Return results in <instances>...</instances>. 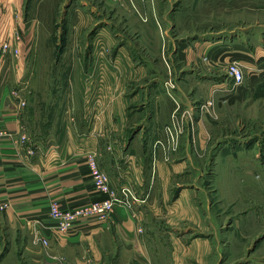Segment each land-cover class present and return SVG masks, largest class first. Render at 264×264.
Masks as SVG:
<instances>
[{
    "label": "crops",
    "instance_id": "obj_1",
    "mask_svg": "<svg viewBox=\"0 0 264 264\" xmlns=\"http://www.w3.org/2000/svg\"><path fill=\"white\" fill-rule=\"evenodd\" d=\"M78 2L79 8H74L80 25L81 18L91 17L95 26L103 22L100 13L107 6L108 11L116 8L125 15L128 34L111 32L105 22L95 36L104 32L106 41L119 52L109 60L108 82L109 97L121 100L122 106L113 102L98 120L88 118L84 107L82 118L75 97L84 98L83 94L68 93L73 105L66 111L69 119L61 130L51 114L44 124L34 115L28 117L7 87L0 86V264H215L225 259L227 255L208 232L207 214L199 206L201 187L185 182L199 162L198 147H207L209 136L190 105L205 97L219 102L214 92H225L230 79L211 73L224 54L228 56L232 49L249 69V62L257 63L260 58L258 47L254 45L251 51L240 32L237 47L230 46L228 37L208 40L202 46L191 38L170 44L171 37L158 25L157 0H97L100 8L89 6L86 0ZM77 29L80 34V26ZM173 71L175 103L165 86ZM175 118L182 132L172 147L165 127ZM91 158L111 176L120 198L124 197L122 187L130 190V205L116 204L106 217L80 218L69 231L60 233V220L50 213L53 203L66 209L109 197L94 188ZM218 158L217 169L209 173L221 194L219 201H245L247 191L241 197L236 182L245 184L240 172L250 176L251 165L260 156L241 154L242 168L233 170L228 166L221 170ZM224 159L230 162L232 156ZM238 225L248 228L254 224L245 218ZM241 239L240 243H250L260 237L244 233ZM254 249L245 247L239 262L262 264V258H248Z\"/></svg>",
    "mask_w": 264,
    "mask_h": 264
},
{
    "label": "rangeland",
    "instance_id": "obj_2",
    "mask_svg": "<svg viewBox=\"0 0 264 264\" xmlns=\"http://www.w3.org/2000/svg\"><path fill=\"white\" fill-rule=\"evenodd\" d=\"M86 1L89 6L100 8L97 0ZM67 3L68 0H0V49L4 45L8 47L0 56V86L7 87L9 94L14 89L20 90L26 99L21 107H25L28 117L34 115L37 121L44 124L51 114L58 128L61 124V130L69 119L66 111L73 105L68 93L78 97V94H83L84 98L74 96L77 113L79 116L82 114V118L84 107L88 118L98 120L100 113L113 102H116V107L122 106L121 100L113 101L109 97L111 84L108 82L109 60L115 59L119 52L106 41L104 32L95 36L105 22L110 24L107 28L111 32L128 34L125 15L116 8L108 11L107 6L101 10L103 22L97 26L91 17L81 18L80 25L76 12L80 3L78 0ZM157 6L160 14L158 25L164 35L171 37L170 44L191 38L190 41L202 46L208 40L214 42L228 37L230 46L237 47V33L240 32L251 51H255L256 45L258 57L264 56V0H157ZM89 15L93 13H87ZM77 26H80V34ZM16 45L20 48L17 56L10 52V48ZM231 50L228 56L224 54V60L214 64L215 72L211 74L226 79L228 65L237 62L245 74L244 84L237 88L230 80L224 87L225 92L219 94L215 90L214 95L219 102L216 98L205 97L190 105L198 119L203 120L209 136L206 149L198 147V154L203 153L206 157L197 154L199 162L193 165L185 182L201 187L198 188L197 199L209 219L208 232L215 238V245L227 255L223 260L217 259L215 264H242L238 256L245 247L247 251L255 247L248 258H262L264 264V59L259 62L258 58L259 63L247 61L251 68L245 69ZM170 74L165 86L168 88L167 95L175 103L174 90L177 86L174 71ZM167 126L172 127L173 135L169 138L172 147H175L182 132L181 126L176 118ZM195 151L192 150L193 153ZM241 154H258L260 160L251 165L250 176H242L240 172L244 185L242 181H235L240 196L247 191L245 201L239 199L223 204L219 201L220 193L211 176L215 167L217 169L216 160L219 157L221 170L228 167V170L238 169L243 165L240 163ZM226 155L232 156V161L226 163ZM246 165L249 166V163ZM258 212H261L262 218H259ZM245 218H251L255 226L240 227L238 221ZM198 231L199 235L204 234L200 229ZM244 233L250 236L258 234L260 240L240 243L238 240H242Z\"/></svg>",
    "mask_w": 264,
    "mask_h": 264
},
{
    "label": "built area",
    "instance_id": "obj_3",
    "mask_svg": "<svg viewBox=\"0 0 264 264\" xmlns=\"http://www.w3.org/2000/svg\"><path fill=\"white\" fill-rule=\"evenodd\" d=\"M19 38V35H16ZM8 47L3 46L0 49V56L5 54ZM10 52L14 55H18L20 48L16 45L10 48ZM1 58V57H0ZM228 78L233 82V85L237 88L244 84L245 74L241 65L237 62H234L227 67ZM20 91V90H19ZM14 89L11 91V96L18 102V106L25 105L26 101L24 100L21 92ZM166 131L169 136L173 135L172 127L167 126ZM171 138V137H170ZM91 170L90 174L93 179L94 188L97 193H107L108 198L101 201H93L87 204L77 205L71 208H62L59 203L55 202L50 206L51 216L60 220V225L58 230L60 233H65L69 231L75 222L84 217L91 216H101L105 217L113 212L116 204L124 203L130 205V199L128 196L131 194L130 190L127 187H122L121 192L124 197L120 198L118 195L119 189L113 185L111 176L105 171L101 170L94 158H91ZM134 200H137L134 197ZM44 243H47V240H44Z\"/></svg>",
    "mask_w": 264,
    "mask_h": 264
}]
</instances>
